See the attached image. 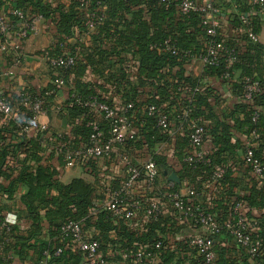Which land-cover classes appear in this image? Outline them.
<instances>
[{"label":"trees","instance_id":"obj_1","mask_svg":"<svg viewBox=\"0 0 264 264\" xmlns=\"http://www.w3.org/2000/svg\"><path fill=\"white\" fill-rule=\"evenodd\" d=\"M70 1L66 6L59 0H0V10L8 17L12 25L15 24L16 17L9 14L11 8L27 11L31 15L40 13L53 24L57 38L56 46L62 44L65 38L73 35L75 31L77 33L88 31L86 20L90 12H95V15L100 18L94 29L89 31L91 45L88 48L70 47V53L76 55L75 63L67 68L55 69L63 80L69 73L74 75L69 110L71 117L81 115L79 120L81 131L73 137V141L87 140L92 124H97L103 133L107 134L111 123L110 119H99V114L83 103L93 96L103 99L102 95L107 92V88L102 84L81 79L86 67L89 66L99 78H106V70L112 65L110 60H114L115 64H121L120 62L127 61V56H134L137 60L135 72L115 66L117 68L113 70L114 73L112 70L107 72L111 77L105 80V83L108 82L112 87L113 94L118 97L116 102L107 99L109 104L117 105L120 111L127 104H132L127 108L125 115L129 117L136 131V137L123 145L122 153L127 144L138 140L147 150L158 170L178 168L175 171L180 178L193 180L196 176L205 178L212 174L216 167L223 165L225 170L220 180L223 178L226 180V175L229 173L226 164H231L229 159H235V149L238 148V144L231 141L232 132L233 129H238L244 130L245 137L248 139V143L240 145L243 153L246 154L247 150H250L253 156L264 161V113L260 111V108L264 109V54L263 47L258 41H249L245 35V45L242 50L241 43L226 41L221 37L217 26L214 27L213 34L207 33L208 25L203 24V14L197 11L181 13L180 0ZM211 2L217 8L215 15L233 6L237 12L231 17V21L243 30L244 26L239 16L247 14L251 29L257 34L258 11L264 9V2L261 5L251 4L249 0H211ZM85 14L86 19H84ZM220 40L223 42L224 49L218 52V63L203 65V69L206 74H215L224 79L231 76L232 70L240 71L239 83L235 88L241 104L235 105L228 118L229 124L212 118V107L208 102L210 90L205 89V94L191 93L192 79L184 72L185 65L194 62L196 56L205 54L212 42ZM165 41H168L174 52L170 49L165 50ZM231 48L234 49V61L225 68L224 59ZM60 54L64 52L56 49L54 53H48L46 56L54 57ZM177 66L180 69L175 70ZM170 78H172L171 81ZM246 78L257 81L259 87V90L252 92L248 98L244 97ZM148 88L152 93L147 91ZM30 93L38 94L47 101V93ZM150 105H154L155 109L153 113L148 114L147 108ZM173 107L175 110H172ZM20 111L21 115L28 117L24 110ZM239 113L243 114L242 120L239 119ZM161 114L167 116L166 129L157 125ZM176 121L183 123L187 128L186 136L182 141L175 143L173 150L172 156L177 166L168 165L163 156L154 152L159 143L167 141L171 124ZM197 123L204 128V141L211 143V147L207 151L201 148L203 154L200 159L192 158L188 161L186 157L191 154V126ZM10 124L11 122L6 126L0 125V176L8 179L3 193L11 197L14 194L12 184L23 183L26 189L21 195L20 202L29 212V226L22 234L16 235L17 243L27 247L38 246L39 250H42L46 245L39 236L42 226L47 223L52 238L48 252L51 260L56 264L63 261V264H66L68 260L63 258L69 241L61 239L60 225L69 220L85 218V229L87 231L89 229L88 233L91 237L99 241V251H102L104 256L107 249H111L114 257L133 263L135 261L131 255L128 258L123 257L124 250H130L132 253L139 245L145 244L146 258L148 252L160 250L159 238L150 234V229L158 224L159 218L156 220L149 218L148 231L146 228L132 230L130 222L133 218L126 219L122 215H113L109 210L95 206V204H101L103 200L97 201L93 187L85 180L72 178L69 182L62 183L59 181V172L56 168H50L42 163L32 168L30 163L39 160L37 153L42 149L41 141L38 138L29 140L24 135H21L18 140L6 141L4 133L11 134L14 130L9 128ZM252 131L257 134V137L251 136ZM22 151L25 152V156L19 155ZM112 157L119 159L115 154L104 158ZM10 161L13 163L10 164ZM247 166L249 168V164ZM53 191L55 194L52 193ZM247 200L249 207L256 206L264 209V194L257 202H254L252 195ZM201 203L209 209L206 204ZM225 208V216L221 218L216 216L219 220L237 216L236 212L233 213L231 206L229 208L225 206ZM263 217L255 224L249 217H245L249 223L248 231L251 238L259 241L257 253L253 256L240 246L250 257L252 264H264ZM2 222L3 216H0V226ZM220 233L228 234L227 231L222 230L213 238L215 239ZM4 236H7L5 230L0 231V237ZM134 242H138V245ZM157 243H159L158 247H156ZM73 247L79 256L73 257L71 263L79 264L80 253L75 245ZM186 247L189 251L197 253L189 241ZM58 249H60L59 252H57ZM162 256L160 264H183L184 262L183 259L174 262L172 252H165ZM198 256L203 264H207L201 255L198 254ZM210 264L231 263L220 253L218 257L215 255Z\"/></svg>","mask_w":264,"mask_h":264},{"label":"crops","instance_id":"obj_2","mask_svg":"<svg viewBox=\"0 0 264 264\" xmlns=\"http://www.w3.org/2000/svg\"><path fill=\"white\" fill-rule=\"evenodd\" d=\"M59 2L67 6L71 1L59 0ZM236 12L237 10L233 6L220 11L216 15L217 31L226 41L241 43V46H243L242 50H244L245 32L243 28L235 26L231 21V17ZM258 14V43L262 45L264 54V9H260ZM84 19H86V14ZM17 30L18 26L14 24L5 35H0V67H12L14 60L19 58V64L14 67L12 75L0 77V93L8 97L15 105H17L19 94L22 92L47 93L48 98L45 111L39 118L40 127L30 124L29 117L16 112L9 126V128L14 130L11 134L4 133V139L11 142L20 139L21 135H24L29 140L38 138L41 141L42 149L37 153L39 160L31 162V167L33 168L42 163L50 168H56L59 172V181L62 183H67L72 178H81L91 184L95 198L101 202L111 191L121 190L124 187L127 179L126 165L121 159L114 157L87 159L68 166L63 164L55 149L57 139L54 134L59 131L68 137L78 135L81 131V123L79 121L81 115L71 117L69 110L70 90L73 88L74 75L69 73L67 75L68 79L63 80V85L54 84L53 79L58 76V72L49 66L46 58L48 53H54L56 49H59L62 53H70V47L88 48L91 45V38L88 35L90 30L87 28L88 31L80 33L75 31L73 35L66 37L59 46H56L57 38L53 24L45 17L37 22L36 30L25 37H18ZM126 58L127 61L120 62L121 64H115L114 60H110L112 65L111 68L106 70L105 77H111L107 72L112 70L114 73L113 70L117 68L115 66H121L120 68L122 69L128 68L135 72L137 60L134 56H127ZM177 69H180V67L177 66L175 70ZM184 72L192 79L191 93L205 94V89L210 90L208 102L212 107V118L216 121H226L229 124V115L233 112L236 104H241L235 88L236 84L239 83L240 71L234 69L231 76L224 79L215 74H206L202 63L195 60L184 66ZM106 78H99L89 66L86 67L81 77L84 81H96L98 84H102L107 88V92L102 95V98L105 101L108 99L116 102L118 97L113 94L109 83H105ZM169 80L171 81L172 78ZM147 91L152 93L150 88ZM172 110H175V107ZM260 111L264 113V109L260 108ZM238 116L242 120L243 114L239 113ZM186 129L183 123L179 121L172 122L167 141L159 143L155 147L154 152L163 156L165 163L168 165H176L172 156L173 150L175 143L182 141L186 136ZM231 141L232 143H237L238 148L235 149V159H229L231 164H226V167L229 168L226 180L224 178L223 180L213 178L214 172L205 178L196 176L193 180L182 179L175 171L178 168L174 170V167H171L170 169H159V175L153 191L147 193L142 186L135 185L131 189H125L127 192H122L121 194L123 197L125 196V199L134 198L135 196L140 197L143 194L156 196L164 190L168 175L174 172L179 178L178 182L173 181L174 188L186 195L193 191L196 194V199L206 204L215 216L223 217L225 206H228V208L231 206L233 213L237 212L243 217L247 216L255 224L264 216V209L256 206L249 207L247 198L252 195L254 202L262 199L264 178L257 179L253 177L245 162V154L240 148V145L246 141L245 131L233 129ZM210 147L211 143L208 141L202 143L203 150L207 151ZM123 153L129 157L132 164L138 166L141 165L144 158L149 157L147 150L138 140L127 144ZM7 183L8 179L0 176V216H3V219L5 216L9 217L6 227L0 226V231L5 230L7 235L0 237V264H56L51 260V256L48 253L52 238L47 223L42 226L39 236L46 245L42 250H39L38 246L27 247L17 243V236L22 234L29 226V212L20 202L21 195L24 194L26 187L21 182L13 183L14 194L11 197H7L3 193V188ZM52 193L55 194V191ZM132 220L130 222L132 230H136V228L149 230L147 227L149 217L142 208L136 210ZM201 233L202 230L199 226H193L187 218L181 216L178 210L168 204H164L158 224L150 229V234L152 236L156 235L160 242V250L151 252L154 253L151 264H160L163 257L162 254L165 252H172L174 262L178 259H183V264H203L198 254L189 251L186 247V243L190 238ZM214 242L216 257L222 253L223 257L231 264H252L250 257L228 234L220 233L216 235ZM134 244L138 245V242H134ZM66 246L63 259L68 260L66 264H72V258L79 255L73 245L67 243ZM139 247L143 248L145 253L146 245L142 244L137 248ZM99 253L103 264H136L135 262L128 263L123 258L114 257L111 249H107L105 256L102 251ZM148 255L149 252L147 253ZM63 262H58L57 264H63Z\"/></svg>","mask_w":264,"mask_h":264},{"label":"built area","instance_id":"obj_3","mask_svg":"<svg viewBox=\"0 0 264 264\" xmlns=\"http://www.w3.org/2000/svg\"><path fill=\"white\" fill-rule=\"evenodd\" d=\"M164 1V0H162ZM251 4L261 5L264 0H249ZM179 10L181 13H188L189 11H197L203 14V24H207V33L213 34L214 27L217 25L216 13L217 8L212 5L211 0H180ZM9 14L16 17L15 24L18 25V37H25L30 32L36 30V24L43 18L40 13L29 14L27 11L11 8ZM239 19L244 26L246 38L249 41L257 42L258 36L250 26V21L247 14H240ZM100 20L95 12L89 13V18L86 20V27L89 30L94 29L96 23ZM12 23L8 17L0 10V35L5 33L11 28ZM165 50H172L168 41L164 42ZM224 49L223 42H212V45L207 47V52L203 55L196 56V60L200 61L202 65H215L218 63V52ZM174 52V50H172ZM47 62L54 69L67 68L75 63L76 55L71 53H64L54 57H48ZM225 61V68H228L234 61V49L231 48L227 51ZM19 64V58L14 60L13 66L9 68L0 67V77H9L12 75L14 67ZM54 84L63 85L62 77L56 76L53 79ZM258 82L246 78L244 84V97L248 98L254 91H258ZM79 99V98H78ZM84 105L89 106L99 114V119H110L109 132L104 134L103 131L97 126L92 124L90 134L87 140L73 141V137L65 136L62 132L54 134L57 139L55 146L57 154L61 157L64 165H73L87 159H99L101 157H109L115 154L126 165L127 179L125 185L121 190L112 191L101 202L95 204L96 207L101 206L103 209L109 210L113 215H122L126 219H131L136 214V210L142 208L145 214L152 219H158L162 213L164 204H168L175 210H178L181 216L187 218L193 226H199L202 230L201 234H197L190 238L189 244L195 248L196 252L201 255L205 263L210 264L215 258V242L214 235L219 231L225 230L233 238V240L242 246L246 252L253 256L257 253L259 241L252 239L249 230V223L245 217L237 214L235 218L227 217L219 220L209 209L196 199V194L190 191L188 195L182 194L174 190V182L168 180L165 184L164 190L156 195L150 196L143 194L140 197L125 199L122 192H127L125 189H131L135 185L142 186L147 193L155 189L159 170L151 157L143 159L141 165H134L129 157L122 153L121 148L126 142L133 140L136 137V131L129 117L125 115L127 108L132 104H127L120 111L116 105H111L107 101L93 96L87 101L83 102ZM47 101L44 97L30 92H22L19 94L17 105L13 104L11 100L4 94L0 93V125L6 126L12 120L16 112L24 110L29 117L30 124L41 126L39 122L40 115L45 111ZM155 106L150 105L147 108L148 114L154 112ZM157 125L162 129L167 127V116L161 114L158 118ZM190 144L191 154L186 157V160L191 161L192 158L202 156V143L204 141V128L200 124H193L191 126ZM251 136L257 137V134L252 131ZM245 143H248L246 139ZM20 156H25V152L19 153ZM245 162L249 164L250 173L257 179L264 178V161L252 155L250 150L245 154ZM10 164L13 161L9 162ZM224 168L222 166L216 167L213 178L219 179L222 177ZM141 184V185H140ZM9 217L5 216L1 225L6 227ZM86 219L69 220L60 225L61 239H68L69 243L76 246L80 253L79 264H103L102 257L99 251V241L88 233L85 229ZM159 243L156 244V247ZM60 249L57 250L59 252ZM134 258L136 263L151 264L154 258V253H149L147 258L144 255L143 248L139 247L132 252L124 250L123 257L129 256Z\"/></svg>","mask_w":264,"mask_h":264},{"label":"water","instance_id":"obj_4","mask_svg":"<svg viewBox=\"0 0 264 264\" xmlns=\"http://www.w3.org/2000/svg\"><path fill=\"white\" fill-rule=\"evenodd\" d=\"M168 180L178 182L179 178L176 176L174 172L168 175Z\"/></svg>","mask_w":264,"mask_h":264}]
</instances>
